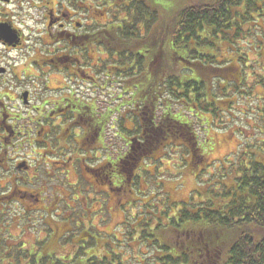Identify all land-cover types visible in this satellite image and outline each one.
Wrapping results in <instances>:
<instances>
[{"label": "trees", "instance_id": "trees-1", "mask_svg": "<svg viewBox=\"0 0 264 264\" xmlns=\"http://www.w3.org/2000/svg\"><path fill=\"white\" fill-rule=\"evenodd\" d=\"M117 1L124 2L123 10L117 11L122 21L107 23L90 41L117 55L118 70L131 76L124 83L131 96L125 104L136 108L132 117L138 124L125 130L134 136L117 158V183L128 184L142 161L168 145L180 144L193 162L205 158L199 154L192 124L174 106L195 112L199 119L202 113L215 117L226 108L227 101L214 93V80H246L249 74L245 62L241 68L242 60L239 69L230 64L223 47L233 49L245 31L264 34V26L257 22L264 15V0ZM117 1H110L111 10ZM262 56L258 82L264 86V52ZM260 160L242 163L230 186L217 181L203 188L195 205L177 207L171 215L172 210L163 211L166 224L159 218L151 228L146 220L148 226L138 230L136 238L150 240L161 253L154 257L159 264H264V161ZM135 223L130 236L137 231ZM92 253L59 257L55 250L38 248L23 257H0V264L107 263L104 253Z\"/></svg>", "mask_w": 264, "mask_h": 264}, {"label": "rangeland", "instance_id": "rangeland-1", "mask_svg": "<svg viewBox=\"0 0 264 264\" xmlns=\"http://www.w3.org/2000/svg\"><path fill=\"white\" fill-rule=\"evenodd\" d=\"M107 3L111 5L109 0ZM107 3L89 0V5L99 7V10ZM123 3L117 1L115 11L109 10L107 13L94 9L95 20H89L90 30H102L107 23L121 22V13L117 11L123 10L120 9ZM257 22L264 26V15ZM158 38L159 32L154 40ZM263 41L264 34L256 31L248 34L245 31L232 46L233 49L223 47L222 52L230 64L239 69V61L242 60L241 68L245 62L244 69L249 75L246 80L240 81L214 80L217 99L227 101L226 108L217 116L202 113L199 119L195 112L174 106V111L192 124L198 139L199 154L205 157L202 161H191L180 144L168 145L158 149L152 158L142 161L130 183H117V190L111 184L112 190L109 192H103L106 185L96 184V177L86 172L82 165L85 163L92 167L99 162H106L107 165L108 161L117 159L126 151L128 141L134 134H128L125 130L132 131L138 124L137 118L135 121L132 117V114H137L132 113L136 108L125 104L131 101V96L124 89V83L131 76L121 73L117 55L105 50H98V64L95 60L97 54L90 52V65H74V74L69 80L70 97L91 107L89 116L92 115L95 120L103 118L100 135L93 144L106 157H79L83 161L69 163L67 175L61 174L62 168H59L54 173V182L46 176L44 181L47 187L42 197L50 198L53 194L60 199L52 217H45L42 212L49 205L43 200L35 206L28 205L33 201L29 197L23 208L15 203L7 204L0 214V257H23L27 251L42 248L55 250L59 257L76 256L82 252L104 253L107 263L103 264H159L154 257L161 253L151 247L150 240L136 238L138 230L148 226L146 220L150 219L151 228L158 225L159 218L162 219L160 223L166 224L167 217L161 215L163 211L172 210L168 214L171 215L177 207L189 208L197 203L198 195L204 193L203 188L217 181L230 186L242 163L258 158L264 161V86L258 82L262 76ZM74 50V61L85 58L76 52L77 48ZM54 79L57 81L56 75H52L50 84L55 86ZM73 158L76 160V157ZM112 175L116 176L115 172ZM134 177H137L135 181ZM51 182L57 185V189L51 191ZM37 196L41 198L40 194ZM32 216L34 218L31 220ZM67 217L70 222L65 220ZM46 221L53 224L49 226ZM133 222H136L137 231L130 236ZM55 226L60 230H54ZM100 254L97 260L101 258Z\"/></svg>", "mask_w": 264, "mask_h": 264}, {"label": "flooded vegetation", "instance_id": "flooded-vegetation-1", "mask_svg": "<svg viewBox=\"0 0 264 264\" xmlns=\"http://www.w3.org/2000/svg\"><path fill=\"white\" fill-rule=\"evenodd\" d=\"M98 8L89 0H0V214L7 204L23 208L32 197L28 205L48 202L42 212L52 217L58 197H42L46 176L52 181L59 168L67 175L68 164L79 157H106L93 144L100 120L70 97L69 81L74 65H90V52L98 64V50L104 51L90 41L100 30L91 31L89 20H95L94 9L107 13L111 6ZM74 48L85 58L75 62ZM51 74L57 76L55 86ZM82 166L96 184L106 185L103 192L111 191V184L117 190V159ZM53 182L51 191L57 189Z\"/></svg>", "mask_w": 264, "mask_h": 264}]
</instances>
